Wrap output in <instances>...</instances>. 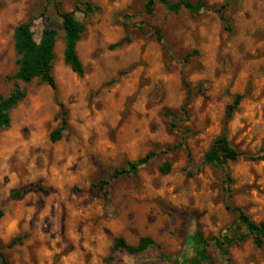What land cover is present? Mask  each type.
<instances>
[{"label": "rangeland", "instance_id": "1", "mask_svg": "<svg viewBox=\"0 0 264 264\" xmlns=\"http://www.w3.org/2000/svg\"><path fill=\"white\" fill-rule=\"evenodd\" d=\"M148 1L0 0V99L25 92L0 131V243L11 264H192L198 232L237 240L228 256L211 243L210 264H264V245L233 210L264 223V0H189L206 5L199 14L161 1L148 14ZM69 12L86 27L83 77L63 58ZM32 21L38 43L47 27L59 32L56 90L16 78L14 30ZM61 106L67 127L53 142ZM223 135L242 157L206 165ZM149 153L137 175L110 180ZM117 238L154 245L113 252Z\"/></svg>", "mask_w": 264, "mask_h": 264}, {"label": "trees", "instance_id": "2", "mask_svg": "<svg viewBox=\"0 0 264 264\" xmlns=\"http://www.w3.org/2000/svg\"><path fill=\"white\" fill-rule=\"evenodd\" d=\"M156 1H161L167 5L168 9L174 13H179L181 10H186L191 14H199L206 9L203 2L193 3L189 0L178 1L174 4H169L165 0H149L146 4V11L148 14L153 13V7ZM86 15H91L95 12V8L90 3H85ZM220 11V10H219ZM221 12V11H220ZM44 15V14H43ZM45 16V15H44ZM43 16V17H44ZM62 30L64 37V52L63 58L66 65L80 77L84 76V67L77 54V45L81 41L82 36L86 31L84 23L77 20L74 12L62 13ZM224 20V17H222ZM33 21L23 23L17 26L14 30L13 40L16 56L18 58V72L16 78L26 84L39 80L47 84L53 90L57 89L56 80L53 76V64L55 61V48L59 32L47 27L38 43L34 38ZM121 44H119L120 46ZM118 46V47H119ZM25 99V92L16 90L7 98L0 99V131L9 129L11 126L10 113L18 104ZM238 105V101L232 108V111ZM62 123L61 128L56 130L51 135V141H59L62 137L64 129L67 127L66 112L61 106ZM155 157L154 153L147 154L144 158L136 162L129 163L124 168L116 169L110 176V180L122 177L135 176L141 167L148 165ZM242 157L233 146L230 144L226 135L218 138L210 150L204 157L206 165L224 166L228 162H235ZM257 160H263L259 158ZM171 170V165L166 163L162 168L163 174H168ZM229 181V178H227ZM108 181H102L98 184V189L105 193ZM238 217L237 223L243 226L249 235L254 239L257 247L261 248L264 245V223H255L247 216V214L240 208L233 209ZM4 217L3 210H0V220ZM236 223V224H237ZM243 239V237L241 238ZM196 240L200 246L196 256L192 260V264H210L211 256L209 254V247L212 244L220 251L223 256H228V249L236 243L237 240L229 235H224L216 238H206L201 232L196 234ZM20 239L13 240L10 247L20 244ZM154 245V241L150 238H143L139 241L137 246H130L123 238H117L113 247V252L118 250H125L130 253H142L147 251ZM0 264H11L3 245L0 243Z\"/></svg>", "mask_w": 264, "mask_h": 264}]
</instances>
